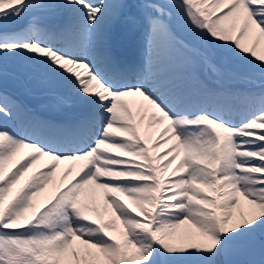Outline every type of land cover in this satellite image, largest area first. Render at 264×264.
<instances>
[{
  "label": "rangeland",
  "instance_id": "obj_1",
  "mask_svg": "<svg viewBox=\"0 0 264 264\" xmlns=\"http://www.w3.org/2000/svg\"><path fill=\"white\" fill-rule=\"evenodd\" d=\"M213 1L219 8L223 2L232 0ZM231 12L233 14L221 17L210 26L211 33L222 46L232 50L228 59L232 63L240 64V60L246 58L264 69V22L259 20L257 12L253 15L244 14L242 9ZM145 105V102L141 104L142 110ZM114 107L122 108L119 101ZM164 119L167 122L149 123L147 119L148 129L144 134L150 140L158 137L154 134L156 131L163 132L161 142H166L161 147V157L171 160L166 170L179 174L160 183L164 195L155 193V183L145 184L140 180L129 183L109 177L114 169L113 172L124 179L137 178L144 174L140 168L130 172L99 163L92 169H84L82 157L60 159L63 165L59 164L58 169L54 166L50 171L56 170L57 174L54 189L44 193V199H51L62 182L68 181L66 185L70 186L60 192L53 206L40 212L37 196L48 175L36 172L33 178L39 182L35 185L39 188L34 192L29 182L24 181L32 177L26 173L31 167L36 170V163L33 160L30 165L21 166L23 174L12 178L7 187H0V264H218L214 259H218L221 245L226 264L252 255L264 237V161H257L264 158V135H261L264 120L248 124L240 135L249 133V140L261 142L260 148H249L245 141L225 133L223 170L217 186L213 171L205 172L197 163L204 157H214L213 144L201 146L190 136L180 138L173 129L176 127L173 120L165 116ZM257 125L263 130L253 133L252 128ZM111 127L113 135L115 129L121 135L126 133L119 124L113 123ZM192 129L191 123L189 130ZM4 145L11 150L7 154L13 151L16 155L12 163L32 156V147L20 149L7 141ZM113 145L110 137L103 140L102 147L120 148L136 156L142 154L129 143ZM195 147L198 150L192 156L190 151ZM236 152L240 153L239 164L245 172L239 173L230 165ZM99 157L106 160L107 155ZM73 162L76 167L71 170L66 163ZM12 163L0 167V176L14 166ZM50 165H44L46 170ZM81 169L85 171L84 177L73 182V176ZM22 177H25L23 182ZM27 185L28 195L21 199ZM14 188H19L21 194L12 201ZM77 188H80L78 195ZM217 199L221 204L223 234L218 232L213 219ZM63 202L69 205L67 211L62 209ZM156 207L160 214L156 216L152 234L148 235L145 225L153 222L151 209ZM30 221L33 223L22 229ZM255 227L258 228L255 230ZM194 254H204V257L199 260L192 256ZM262 261L259 255L251 262L262 264Z\"/></svg>",
  "mask_w": 264,
  "mask_h": 264
},
{
  "label": "bare ground",
  "instance_id": "obj_2",
  "mask_svg": "<svg viewBox=\"0 0 264 264\" xmlns=\"http://www.w3.org/2000/svg\"><path fill=\"white\" fill-rule=\"evenodd\" d=\"M43 1L44 0H27L25 1L26 4H24L26 8H21L18 11L16 10L17 12L6 10L0 13V84L3 85V88L13 89L14 93L26 104L46 99L47 97L42 93L44 88H52L54 90L56 89L53 80L48 76V70L46 68H40L35 65L36 57L32 55V51H35L40 53V57L48 58L52 55V52L43 50L38 46H35L32 49L28 44V41L15 37L18 35L12 36L11 34H9L8 28L18 21H25L28 24L33 23L42 13L48 12V8L50 7L44 6ZM58 1L62 6L64 5L65 9L67 10L66 12L71 17L75 26H77L79 21H81L86 23L85 26L88 29H97L104 22L108 13L112 9L111 3L108 2L105 5L101 6L102 10L100 12L92 14L89 13L87 11V7L82 5L78 0H55V2H50L51 6ZM79 8L82 14L79 13ZM144 11L147 12L148 9H145ZM73 14L75 17H73ZM52 15L61 16L62 14L59 15L58 13H52ZM142 22H147L146 13L142 18ZM32 27L33 25H31L29 28ZM129 34H134V29H131ZM152 50L155 54L158 52L156 47H152ZM48 61L58 72H63L64 77L72 79V81L77 83L78 88L76 89V91H85L88 94H92L93 96L95 95L97 96L101 104L104 103V101L101 100V97H103L104 94L99 95L100 91L94 89L91 86L88 87L89 84H97L98 81L97 78L90 73L89 67L86 64L65 63L60 61L57 56H51ZM16 63H19L21 66ZM9 69L15 70V75L19 76V78L17 76L8 78V76L4 74V72ZM23 75L27 76L26 82H23L20 79V76ZM38 76L44 77L46 79V82L40 83L37 79ZM2 93L3 92L0 90V94ZM136 95H138V91L134 93V96ZM128 97L132 96L130 95ZM135 101L137 102V104L140 102V100ZM14 102V99H10L9 97L4 98L2 106H0V123L7 122L10 119L17 120L18 115H20L24 111V108L20 104L16 105L14 104ZM7 104H9V109L4 108V106ZM74 109V105H61L57 103L55 112L67 114L72 113ZM112 113L114 114V108L112 109ZM17 147H20V149L26 148V146L24 147L22 145H19ZM14 156L16 155L12 151L10 154H6L0 157V167L7 165V163L8 165L12 163ZM5 158H8L9 160H11V162ZM47 158L50 159V157H47L45 155L38 156L37 159H35L36 170L30 168V170L27 172V174H30L33 171H37L41 174L48 173L45 186L41 189V192L39 196H37V199H39L44 193H47L49 190L54 189L55 186V178L57 176L56 170L49 173L44 168L39 169L47 162ZM51 161L53 160L50 159V162L48 161L47 163L51 164ZM160 162H167V160L157 161V163ZM60 165L63 164H61L60 162ZM58 167L59 165L56 167V169H58ZM242 168L244 167L242 166ZM41 205L42 202L39 203V206Z\"/></svg>",
  "mask_w": 264,
  "mask_h": 264
}]
</instances>
